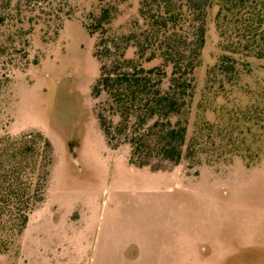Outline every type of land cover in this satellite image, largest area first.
I'll list each match as a JSON object with an SVG mask.
<instances>
[{
    "label": "rangeland",
    "instance_id": "374dc122",
    "mask_svg": "<svg viewBox=\"0 0 264 264\" xmlns=\"http://www.w3.org/2000/svg\"><path fill=\"white\" fill-rule=\"evenodd\" d=\"M81 2L90 7L98 0ZM130 4L133 12L135 0ZM41 36L30 39L37 64L15 73L5 129L12 135L41 132L52 145V161L45 198L29 216L25 240L1 264H127L119 247L139 236L140 224L144 233H156L162 211L186 235L172 254L165 248L159 264H264V154L250 161L245 147L212 155L204 149L208 135L216 144L226 142L219 127L232 138L253 141V123L242 111L247 104L264 105V57H249L242 76V84L257 86L253 92L205 88L207 71L221 53L208 16L187 130V144H201L172 169L151 171L129 162L127 144L112 148L102 135L91 94L99 72L95 39L77 19L66 20L58 36ZM262 137L256 142L263 144Z\"/></svg>",
    "mask_w": 264,
    "mask_h": 264
},
{
    "label": "trees",
    "instance_id": "16d2710c",
    "mask_svg": "<svg viewBox=\"0 0 264 264\" xmlns=\"http://www.w3.org/2000/svg\"><path fill=\"white\" fill-rule=\"evenodd\" d=\"M135 4L128 12L130 0H98L90 7L81 0H0V264L18 252L29 216L45 198L52 161V145L41 132L12 135L5 129L15 73L37 64L29 52L36 32L42 39L58 36L66 20L77 19L95 39L92 54L99 72L91 94L100 130L112 148L127 144L129 162L140 169L168 171L198 151L200 141L187 144V130L210 14L221 53L207 71L205 88L216 94L257 88L241 80L248 58L264 57V0ZM254 104L242 111L253 123L248 128L253 141L232 138L219 127L217 134L226 142L216 144L208 135L209 155L243 147L250 161L264 154V143L256 142L263 138L264 105Z\"/></svg>",
    "mask_w": 264,
    "mask_h": 264
},
{
    "label": "crops",
    "instance_id": "0c3cea01",
    "mask_svg": "<svg viewBox=\"0 0 264 264\" xmlns=\"http://www.w3.org/2000/svg\"><path fill=\"white\" fill-rule=\"evenodd\" d=\"M169 213V212H168ZM166 211L161 212L159 217L158 225L156 230L149 235L143 232L145 230L144 224H140L141 233L138 237H135L134 241L132 239H126L123 244L119 247L118 252L122 256V260L127 264H151L150 258L152 259V264H159V258L162 257L165 248H168L169 255L172 254L169 251L174 249V245L180 246L183 242V236L186 235L183 228L179 224L177 227L172 228L168 219L165 220L164 216ZM171 223V222H170ZM160 226V227H159ZM27 226L23 233V239L25 240L27 233ZM176 230V231H175ZM169 233V234H168ZM168 234V239L164 243V236ZM170 235V238H169ZM186 239V238H185ZM138 245V246H137ZM169 257V256H168Z\"/></svg>",
    "mask_w": 264,
    "mask_h": 264
}]
</instances>
